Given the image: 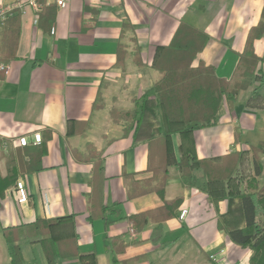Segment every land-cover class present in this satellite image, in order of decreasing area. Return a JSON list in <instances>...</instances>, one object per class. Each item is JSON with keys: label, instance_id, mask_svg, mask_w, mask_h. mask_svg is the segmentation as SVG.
<instances>
[{"label": "crops", "instance_id": "1", "mask_svg": "<svg viewBox=\"0 0 264 264\" xmlns=\"http://www.w3.org/2000/svg\"><path fill=\"white\" fill-rule=\"evenodd\" d=\"M198 2L207 19L195 17L209 38L192 65H211L218 76L228 78L251 28L259 22L264 26V0H66L64 7H56L49 29L39 25L40 10L29 0H0L6 16L13 9L20 12L16 55L0 62V178L15 173L0 196V264H11L3 227L69 215L72 225H61L58 233L75 232L79 253L93 252L96 264H248L250 249L235 244L219 227L221 220L233 225L235 216L241 223L240 213L229 211L227 198L211 202L198 172L192 186L185 187L179 169L170 166L163 197L155 191L131 195L136 182L152 176L147 169L151 125H138L136 131L134 126L125 134L128 122L114 121L110 115L111 108L140 105L145 93L152 97L150 89L159 77L151 66L156 46L170 42L180 19ZM119 45L125 51L120 61ZM254 50L260 58L257 72L264 75V30ZM258 91L264 96V84ZM249 93L250 88L241 90L232 104L223 98L216 124L193 131L198 159L217 163L243 152L233 176L246 179L254 172L253 153L247 143L235 139V131L264 133V108L245 107ZM95 102L100 106L93 107ZM36 131L41 133L40 143L17 144L19 137ZM179 143V135L173 134L176 160ZM88 145L103 161L107 219L88 217V180L93 172ZM24 163L34 166L26 170ZM19 179L28 192L26 203L16 199ZM256 180L259 185L264 182V169ZM244 185L245 180L240 183ZM175 198H180L177 214L160 224L148 218L136 229L128 219ZM182 209L187 212L180 219ZM34 240L16 241L23 264H46ZM219 248L224 252L218 263L209 253ZM62 264L89 263L77 255L63 258Z\"/></svg>", "mask_w": 264, "mask_h": 264}, {"label": "trees", "instance_id": "2", "mask_svg": "<svg viewBox=\"0 0 264 264\" xmlns=\"http://www.w3.org/2000/svg\"><path fill=\"white\" fill-rule=\"evenodd\" d=\"M35 1L41 6L38 13L39 25L44 29L51 28L57 5L47 4L46 0ZM202 7L203 3L198 2L194 11H187L180 19L170 42L156 46L151 66L158 71L159 77L150 89L152 97H146L145 93L140 105L134 104L130 110L111 108L110 115L114 121L124 119L128 122L124 127L125 134L134 126L136 131L138 125H151V132L147 137V169L152 172V176L142 182H136L131 195L155 191L163 197L170 166L179 169L180 181L185 187L192 186L194 172H198L204 179L210 201L216 204L220 199L227 198L229 211L241 215V223H238L235 216L233 225L227 226L221 220L219 227L225 230L228 238L235 244L250 249L248 264H264V182L259 185L256 180V176L264 169V133L235 131V139L247 143L253 153L254 172L252 176L248 175L247 179L243 176H233L237 164L243 160V152L231 153L224 157L222 162L217 163L209 159H198L193 138L195 129L216 124L222 99L225 98L228 104H232L241 90L250 88L245 107L264 108V96L258 91L259 86L264 84V75L257 72L260 58L254 50V41L262 35L264 26L259 22L251 28L231 76L221 77L211 65L202 62L196 66L192 65L197 52L205 46L209 38L203 25L198 24L195 17L202 15L207 19ZM0 22V62L7 63L16 55L20 35V12L13 9ZM139 51L136 45L135 58L138 57ZM124 52L122 45H119V61L122 60ZM98 106L100 104L97 102L93 104V107ZM159 113L161 120L158 118ZM173 134L180 137L179 160L174 157ZM87 148V157L93 161V172L88 180L91 187L87 193L88 217L107 219V206L102 201L103 161L90 145ZM258 153L262 154V158H259ZM24 164L26 170L34 166L33 163ZM14 179L15 173L12 172L0 178V196ZM243 180L245 185L241 188L240 183ZM179 204L180 198L164 201L161 206L130 215L128 219L136 229L142 228L148 218L157 220L160 224L164 219L177 214L176 208ZM72 223V217L69 215L37 217L29 223L3 227V236L10 245L11 264H23L22 251L16 241L31 237L40 243L46 264H62L63 258L77 255L81 261L88 260L89 264H96L93 252L79 253L75 232L65 236L58 233L61 225Z\"/></svg>", "mask_w": 264, "mask_h": 264}, {"label": "built area", "instance_id": "3", "mask_svg": "<svg viewBox=\"0 0 264 264\" xmlns=\"http://www.w3.org/2000/svg\"><path fill=\"white\" fill-rule=\"evenodd\" d=\"M31 5L35 8L36 11H39L41 6L38 4L35 0H29ZM53 2L58 7H64L66 5V0H53ZM6 16V12L3 10H0V19H4ZM41 142V133L39 131L33 132L31 136H21L17 139V144L21 146H26L28 144H38ZM15 194L16 199L19 203H26L28 201V192L25 187V183L23 180L19 179L15 183ZM46 207L48 208V205L46 204ZM187 212V209H182L179 213V218L182 219ZM224 250L222 248H219L217 250H214L209 253V258L215 262L219 263V255L222 254Z\"/></svg>", "mask_w": 264, "mask_h": 264}, {"label": "rangeland", "instance_id": "4", "mask_svg": "<svg viewBox=\"0 0 264 264\" xmlns=\"http://www.w3.org/2000/svg\"><path fill=\"white\" fill-rule=\"evenodd\" d=\"M262 154L258 153V156L260 157Z\"/></svg>", "mask_w": 264, "mask_h": 264}]
</instances>
